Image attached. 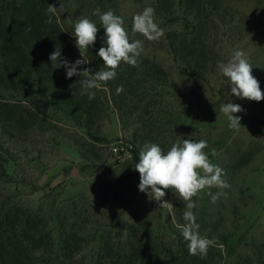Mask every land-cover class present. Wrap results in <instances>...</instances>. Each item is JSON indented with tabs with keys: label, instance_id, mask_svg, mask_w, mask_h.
<instances>
[{
	"label": "trees",
	"instance_id": "1",
	"mask_svg": "<svg viewBox=\"0 0 264 264\" xmlns=\"http://www.w3.org/2000/svg\"><path fill=\"white\" fill-rule=\"evenodd\" d=\"M232 0H153L155 16L170 22H184L183 30L168 38L169 49L185 68L201 78L209 49L207 27H227V7ZM58 2V4H57ZM48 4L67 5L62 17L46 24ZM111 10L117 13V0H0V117L19 134L47 126L44 116L67 120L92 136V131L108 113H114L121 127L133 126L134 142L145 137L160 140L170 124L164 96L172 90L168 73L159 64L139 57L138 66L122 63L114 80L95 89L89 101L80 95V77L66 78V69L53 68L49 60L61 48L70 63L81 58L74 47L76 20L92 19L99 31L93 48L84 54L89 61L79 70L93 74L103 68L97 55L102 46L99 17ZM63 18V19H62ZM30 27V31H26ZM47 35V36H45ZM106 46V45H105ZM59 62L57 61V64ZM123 91L117 94L118 86ZM264 92V84H260ZM74 93V95H72ZM175 118V117H174ZM2 136L10 134L0 123ZM141 143V142H140ZM135 164L137 151L130 150ZM0 141V264H219L217 250L207 256L189 255L187 243L178 228L165 224L154 229L137 213L122 230L108 231L109 225L80 219L75 199L61 202L49 186L26 183L9 171L14 159ZM84 159V155L81 154ZM28 187L30 192H23ZM38 191L41 197L34 199ZM91 225L90 229L87 226ZM91 243V257H83ZM206 257H209L208 259Z\"/></svg>",
	"mask_w": 264,
	"mask_h": 264
},
{
	"label": "rangeland",
	"instance_id": "2",
	"mask_svg": "<svg viewBox=\"0 0 264 264\" xmlns=\"http://www.w3.org/2000/svg\"><path fill=\"white\" fill-rule=\"evenodd\" d=\"M152 4L153 0H117L116 15L123 18L130 37L143 41L140 57L159 64L168 73L172 90L163 102L171 122L164 127V137L134 142L133 126L121 127L111 112L94 128L92 136L65 119L49 116L43 117L47 126L42 130L30 128L19 134L0 117V123L10 129L4 137L0 133V141L15 163L9 164V171L26 183L49 186L52 196L61 202L75 199L80 219L88 217L91 223L109 225L107 229L113 233L122 230L133 213L154 229L165 224L177 228L166 209L139 191V173L134 170L130 150L137 151L139 158L146 142L157 143L167 151L177 140H207L205 151L213 163L225 170L224 178L231 187L224 190L227 198L220 197L216 203L211 202L209 190L194 198L199 231L216 240L213 248L219 252V264H264V101L236 98L217 67L218 62H227L235 50H243L253 65L252 74L264 84V0H232L227 7V27L219 23L206 26L210 50L201 78L193 76L169 49L168 38L180 33L184 22L155 16L164 32L159 40L147 41L139 34L132 35L133 16ZM67 9L64 6L60 19ZM74 47L79 51L75 38ZM227 102L244 109L234 114L241 117L238 131L229 128L227 118L219 111L220 105ZM121 145L128 153L118 159L112 148ZM212 149H216L217 156L210 155ZM22 190L30 192L28 187ZM210 191L215 194L218 190ZM42 194L38 191L33 198ZM165 200L173 204L176 222L184 223V203L170 190ZM94 244L84 252L86 261Z\"/></svg>",
	"mask_w": 264,
	"mask_h": 264
},
{
	"label": "clouds",
	"instance_id": "3",
	"mask_svg": "<svg viewBox=\"0 0 264 264\" xmlns=\"http://www.w3.org/2000/svg\"><path fill=\"white\" fill-rule=\"evenodd\" d=\"M63 12V4L59 7L48 4L45 12L48 18L45 23L52 24L53 18L60 16ZM93 15L99 17L101 27L104 29L102 46L97 53L103 61V68L94 74L88 68L79 70V66L89 62L84 58V53L90 46L95 45L99 31L97 24L85 16L76 20L74 31L71 32L81 58L70 63L62 58L61 48H56L49 56L54 69L59 67L66 69V78L80 77L78 80L80 95L87 96L89 101L95 98V89H100L102 85L116 78L117 69L122 63L133 67L138 66L139 57L143 52V41L130 37L122 17L115 15L111 10L101 13L98 8L93 11ZM25 30L31 29L26 27ZM131 32L133 36L139 34L147 41H157L164 35L163 29L156 22L153 7H145L133 16ZM217 67L230 85L231 94L236 98L256 102L264 100L260 82L252 74L253 65L243 50H235L227 62H218ZM122 91L123 85L118 86L117 94ZM219 111L227 118L229 128L238 131L241 127V117L234 114L244 111L241 105L227 102L220 105ZM207 148L208 142L204 139L177 140L167 151L157 143L146 142L141 147L138 162L134 166V170L139 173V191L146 193L150 200L156 201L158 207L168 211L187 243L189 255L200 257L207 256L209 248L217 246V242L214 238L209 239L200 233V224L193 211L197 207L194 198L202 191L209 190L211 202L216 203L220 197L227 198V192L224 190L231 187L224 178L225 170L212 162L209 153L205 151ZM210 155L217 156L216 149H212ZM213 188L218 190L215 194L210 191ZM167 190H170L185 205L182 224L176 222L173 204L165 200Z\"/></svg>",
	"mask_w": 264,
	"mask_h": 264
},
{
	"label": "built area",
	"instance_id": "4",
	"mask_svg": "<svg viewBox=\"0 0 264 264\" xmlns=\"http://www.w3.org/2000/svg\"><path fill=\"white\" fill-rule=\"evenodd\" d=\"M264 101V100H262ZM113 155L118 158L122 159L123 157L127 156L128 150L125 146H115L112 148Z\"/></svg>",
	"mask_w": 264,
	"mask_h": 264
}]
</instances>
